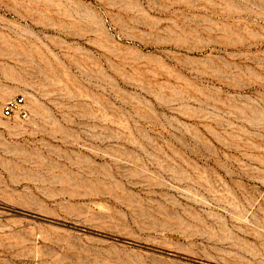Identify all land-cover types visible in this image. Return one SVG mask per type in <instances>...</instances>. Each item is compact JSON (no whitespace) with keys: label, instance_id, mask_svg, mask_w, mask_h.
Instances as JSON below:
<instances>
[{"label":"rangeland","instance_id":"rangeland-1","mask_svg":"<svg viewBox=\"0 0 264 264\" xmlns=\"http://www.w3.org/2000/svg\"><path fill=\"white\" fill-rule=\"evenodd\" d=\"M0 264H264V0H0Z\"/></svg>","mask_w":264,"mask_h":264},{"label":"built area","instance_id":"built-area-1","mask_svg":"<svg viewBox=\"0 0 264 264\" xmlns=\"http://www.w3.org/2000/svg\"><path fill=\"white\" fill-rule=\"evenodd\" d=\"M23 96H17L3 105L2 112L5 116L17 115L20 117L26 116V111L23 108Z\"/></svg>","mask_w":264,"mask_h":264}]
</instances>
